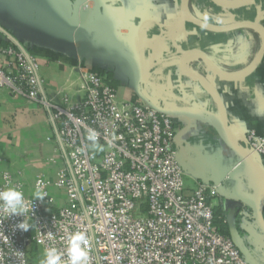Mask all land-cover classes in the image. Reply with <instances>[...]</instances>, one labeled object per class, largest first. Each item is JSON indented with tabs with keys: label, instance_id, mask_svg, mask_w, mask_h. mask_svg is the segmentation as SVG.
Here are the masks:
<instances>
[{
	"label": "crops",
	"instance_id": "crops-1",
	"mask_svg": "<svg viewBox=\"0 0 264 264\" xmlns=\"http://www.w3.org/2000/svg\"><path fill=\"white\" fill-rule=\"evenodd\" d=\"M83 1L0 0V46L16 42L33 56L41 98L48 102H81L87 73L103 77L120 102L140 100L139 94L154 107L191 112L175 117L174 150L186 189L219 181L218 195L209 200L213 210L242 256L251 264H264L243 253L254 242H264L253 216L262 183L225 146L208 93L179 68L185 51L200 50L222 71L237 73L254 59L261 36L250 30L211 34L185 24L180 19L182 0H91L85 21H80ZM188 7L194 17L215 25L251 21L264 27V0L238 10L220 8L211 0H188ZM187 66L215 84L239 141L250 130L264 133V57L251 76L237 82L218 79L192 58ZM63 162L48 110L1 88L0 183L8 175L32 198L36 179L54 181ZM52 197L58 204L59 197Z\"/></svg>",
	"mask_w": 264,
	"mask_h": 264
},
{
	"label": "built area",
	"instance_id": "built-area-1",
	"mask_svg": "<svg viewBox=\"0 0 264 264\" xmlns=\"http://www.w3.org/2000/svg\"><path fill=\"white\" fill-rule=\"evenodd\" d=\"M90 1L80 6V21ZM83 78L81 102H48L33 56L15 43L0 46V89L48 110L64 159L54 181L36 179L47 196L32 200V213L8 216L0 208V264H34L36 249L44 254L52 247L67 260L68 238L76 232L88 238L89 264H251L215 224L209 200L220 187L186 189L174 150L176 118L142 100L118 101L99 75ZM89 129L97 133L95 142ZM236 139L264 163V133L250 130ZM8 186L24 192L5 175L0 190ZM24 220L31 225L27 232L17 227Z\"/></svg>",
	"mask_w": 264,
	"mask_h": 264
},
{
	"label": "water",
	"instance_id": "water-1",
	"mask_svg": "<svg viewBox=\"0 0 264 264\" xmlns=\"http://www.w3.org/2000/svg\"><path fill=\"white\" fill-rule=\"evenodd\" d=\"M211 1L215 5L223 9L238 10L251 5L254 0H238V1L211 0ZM180 19L183 23L193 25L195 28H198L206 33L225 34L237 30H250L257 32L261 36L262 43L254 59L251 61L249 65H247L244 69L240 70L237 73L229 74L222 71L205 52L200 50L185 51L179 60V68L186 77L195 80L208 93L209 97L211 98L216 108V115L214 116V118L219 126L221 138L225 146L240 160V162L250 172L253 178L264 185V167L259 161L249 156L244 151V149L238 144L235 134L232 133V131L228 126L225 106L223 104V101L215 84L205 75L199 72L192 71L187 66V61L190 58H192L199 61L213 76L217 77L222 81L237 82L248 78L256 71V69L259 67L264 57V27L257 22H251V21H241L227 25H215L209 23L207 21L194 17L190 13L188 7V0L181 1ZM137 96L140 100H142L148 106L153 108L159 114L168 115L172 117L187 116L184 113H187L188 115L191 114V112L189 113L188 111L163 110L149 104L139 94H137ZM212 184L219 186L220 182L217 181ZM263 212H264V194L258 195L255 198L254 212H253L255 224L258 230L260 231V233L264 236Z\"/></svg>",
	"mask_w": 264,
	"mask_h": 264
},
{
	"label": "clouds",
	"instance_id": "clouds-1",
	"mask_svg": "<svg viewBox=\"0 0 264 264\" xmlns=\"http://www.w3.org/2000/svg\"><path fill=\"white\" fill-rule=\"evenodd\" d=\"M88 140L95 142L97 133L93 130H88ZM94 146H96L94 144ZM42 181H36L35 191L32 193L31 201L25 198L24 192L17 189L15 186H8L0 190V208L9 215L26 216L32 213L33 199L42 200L47 193H45L40 185ZM17 227L25 232L29 230L31 225L24 220L19 223ZM88 238L82 232H76L68 238V247L66 250L67 260L62 259L63 254L57 248L52 247L44 251V258L40 264H89V257L87 253Z\"/></svg>",
	"mask_w": 264,
	"mask_h": 264
},
{
	"label": "rangeland",
	"instance_id": "rangeland-1",
	"mask_svg": "<svg viewBox=\"0 0 264 264\" xmlns=\"http://www.w3.org/2000/svg\"><path fill=\"white\" fill-rule=\"evenodd\" d=\"M184 185L186 186V180L184 178ZM243 253L249 260L254 263L264 262V242L256 241L253 245L246 247ZM44 258L43 252L38 248L35 252V263L40 264V261Z\"/></svg>",
	"mask_w": 264,
	"mask_h": 264
},
{
	"label": "trees",
	"instance_id": "trees-1",
	"mask_svg": "<svg viewBox=\"0 0 264 264\" xmlns=\"http://www.w3.org/2000/svg\"><path fill=\"white\" fill-rule=\"evenodd\" d=\"M213 213H214L215 224L219 227L221 234L229 237V235L226 233L225 227L222 225L219 213L215 212L214 210Z\"/></svg>",
	"mask_w": 264,
	"mask_h": 264
},
{
	"label": "bare ground",
	"instance_id": "bare-ground-1",
	"mask_svg": "<svg viewBox=\"0 0 264 264\" xmlns=\"http://www.w3.org/2000/svg\"><path fill=\"white\" fill-rule=\"evenodd\" d=\"M263 194H264V185L262 184L261 194H259V195H263Z\"/></svg>",
	"mask_w": 264,
	"mask_h": 264
}]
</instances>
